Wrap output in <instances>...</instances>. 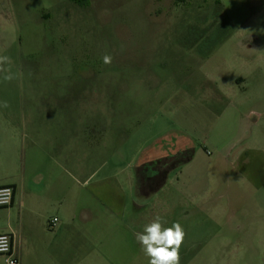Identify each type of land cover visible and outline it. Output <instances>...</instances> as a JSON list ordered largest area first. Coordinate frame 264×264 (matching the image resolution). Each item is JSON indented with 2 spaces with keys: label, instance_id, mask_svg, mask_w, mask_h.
<instances>
[{
  "label": "rangeland",
  "instance_id": "rangeland-1",
  "mask_svg": "<svg viewBox=\"0 0 264 264\" xmlns=\"http://www.w3.org/2000/svg\"><path fill=\"white\" fill-rule=\"evenodd\" d=\"M8 47L1 100L76 123L77 264H149L135 233L156 216L183 227L180 264H264V0H0ZM178 146L135 194L138 167Z\"/></svg>",
  "mask_w": 264,
  "mask_h": 264
},
{
  "label": "crops",
  "instance_id": "crops-1",
  "mask_svg": "<svg viewBox=\"0 0 264 264\" xmlns=\"http://www.w3.org/2000/svg\"><path fill=\"white\" fill-rule=\"evenodd\" d=\"M4 49L5 46L1 48ZM5 52L12 60L9 47ZM1 92L0 89V94L4 93ZM3 102L0 97V186H12L14 195L9 207L0 208V234L12 236L13 252L19 264H77V247L79 252L87 250L83 226L88 219L85 215L77 220L74 212L77 172L83 174L86 169L77 171L74 163L76 123L46 114L43 103L20 99L7 101L5 108ZM98 132L102 136L101 128ZM90 134L91 131L87 140ZM168 150L156 157H162ZM100 171L101 168L88 172L87 180L91 181ZM129 183L136 185L134 193L140 195L137 170ZM93 185L103 196L112 188L108 176L96 178ZM115 197L118 200V194ZM115 201L106 198L102 202L117 211ZM122 207L117 214H123ZM53 217L57 223L48 229L47 221ZM78 231L81 234L77 238ZM0 264H5L2 256Z\"/></svg>",
  "mask_w": 264,
  "mask_h": 264
},
{
  "label": "clouds",
  "instance_id": "clouds-1",
  "mask_svg": "<svg viewBox=\"0 0 264 264\" xmlns=\"http://www.w3.org/2000/svg\"><path fill=\"white\" fill-rule=\"evenodd\" d=\"M111 56L103 57L104 63H111ZM11 64V58L0 55V73L8 70L5 65ZM5 80L13 77L6 74ZM8 107L7 101L2 104ZM165 221L156 216L150 223L143 226V230L135 233L137 242L141 245L142 251L149 258V264H180V247L183 243L185 232L179 222H175L171 227H164Z\"/></svg>",
  "mask_w": 264,
  "mask_h": 264
},
{
  "label": "built area",
  "instance_id": "built-area-1",
  "mask_svg": "<svg viewBox=\"0 0 264 264\" xmlns=\"http://www.w3.org/2000/svg\"><path fill=\"white\" fill-rule=\"evenodd\" d=\"M14 189L12 186H0V208H7L13 201ZM57 223V218L53 217L47 221V228L53 229ZM0 256L5 264H19L12 247V236L10 234H0Z\"/></svg>",
  "mask_w": 264,
  "mask_h": 264
},
{
  "label": "flooded vegetation",
  "instance_id": "flooded-vegetation-1",
  "mask_svg": "<svg viewBox=\"0 0 264 264\" xmlns=\"http://www.w3.org/2000/svg\"><path fill=\"white\" fill-rule=\"evenodd\" d=\"M175 149H177V151L174 154L166 156L164 160L165 162L163 164L160 163V165L156 164L155 166H150L148 171H146L145 176H139V186H141L140 188L151 189V187H155L156 184L159 185L162 183L167 173L168 167L170 165H174L177 161L175 156L182 152L181 147L179 146L177 148L175 147Z\"/></svg>",
  "mask_w": 264,
  "mask_h": 264
},
{
  "label": "trees",
  "instance_id": "trees-1",
  "mask_svg": "<svg viewBox=\"0 0 264 264\" xmlns=\"http://www.w3.org/2000/svg\"><path fill=\"white\" fill-rule=\"evenodd\" d=\"M174 2H184L185 0H173ZM171 152V151H170ZM183 153L185 154L184 156H183V158H180V161H182V160H188V158H189V154H190V150H184L183 151ZM168 155V154H167ZM177 161H179V159H177ZM177 161H176V163H177ZM157 163H159L160 164V162L158 161V160H156V161H151V162H147V163H145V165H147V166H151V164L154 166V165H156ZM142 164V163H141ZM144 164H142L140 167H138L139 168V170H141V172H139V176H145L146 174V171H148V169H149V167H147V166H145ZM141 168V169H140Z\"/></svg>",
  "mask_w": 264,
  "mask_h": 264
}]
</instances>
